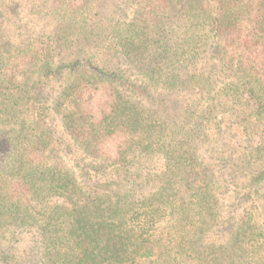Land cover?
<instances>
[{"label":"trees","instance_id":"trees-1","mask_svg":"<svg viewBox=\"0 0 264 264\" xmlns=\"http://www.w3.org/2000/svg\"><path fill=\"white\" fill-rule=\"evenodd\" d=\"M8 3L0 264H264V0Z\"/></svg>","mask_w":264,"mask_h":264},{"label":"rangeland","instance_id":"rangeland-1","mask_svg":"<svg viewBox=\"0 0 264 264\" xmlns=\"http://www.w3.org/2000/svg\"><path fill=\"white\" fill-rule=\"evenodd\" d=\"M10 0H0V24H2V28L5 30L6 34L15 38L18 36L17 30H21L24 33H26L25 28L20 29V27H17L20 23L21 17L22 16H27V11H28V4L26 3V6L20 5L16 11L14 9H9V3ZM28 33H26L27 35ZM57 85V83H54ZM169 100L172 101L174 100V97H169ZM171 104V102H170ZM55 115H52V117ZM250 147H253V143L249 144ZM240 183L242 182L241 180H238Z\"/></svg>","mask_w":264,"mask_h":264}]
</instances>
